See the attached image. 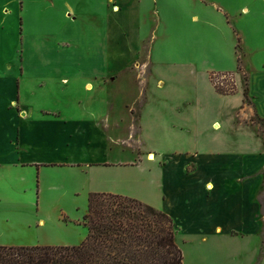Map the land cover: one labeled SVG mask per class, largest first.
<instances>
[{"label": "crops", "instance_id": "0c3cea01", "mask_svg": "<svg viewBox=\"0 0 264 264\" xmlns=\"http://www.w3.org/2000/svg\"><path fill=\"white\" fill-rule=\"evenodd\" d=\"M141 2L117 0L118 11L113 12L116 15L108 17L107 38L111 40L113 32L118 33L121 12ZM71 12L76 15L74 9L68 8L67 13L72 15ZM134 12L131 10L126 16L129 19L126 28H133L130 38L133 45L143 40L136 34L141 32V26L133 18ZM113 16L116 25L112 23L111 26ZM114 58L115 55H108L107 65L118 60ZM130 58L133 59H128L121 67L109 68L107 78L100 74L85 76L81 79L84 88L81 92L67 90L57 94V99L54 94L49 96L52 101L47 107L39 108L42 114L39 119H33L31 108L22 101L21 78L15 76L16 91L9 99L0 96V126L7 129L1 134L5 157H0V168L7 164L15 168L32 166L36 179H40L44 169L62 172L63 180L74 182L72 189L85 193L83 197L87 198L83 207L72 210V207H64L65 195L58 192L52 195L59 209L55 215L41 216L38 208L39 216L32 219L23 213L20 222L42 232L37 244L79 245L88 233L87 227L80 222L87 212L90 193H118L138 198L168 213L175 222L181 247L180 233L182 243L186 236L197 238L200 243L223 238L227 248L225 264H264V62L256 65L241 60L242 69L238 66L235 74L237 89L232 93H220L212 82L215 98L229 99L232 105L226 115L228 121L213 120L215 137L207 140L201 136L199 117L194 114L199 105H188L185 97L169 103L161 98L162 93H156L157 102L154 95L152 97L151 76L141 73L135 76V83L139 85L136 97L142 98L145 104L137 110L138 116L131 103L126 105L132 114L126 128L116 123L117 120L123 124L125 118L117 113L113 115L115 125H102L103 120L111 118L97 111L96 104L101 102L98 93L105 91L108 82L118 81L123 69L137 59ZM226 71L236 72L235 69ZM241 71L247 78H243ZM62 80L66 84L70 82L68 77ZM161 85L159 79L156 82L158 90L164 89ZM109 101L107 99L106 105L113 110ZM212 110L222 113L219 107H208V111ZM157 126L164 127L175 137V145L172 142L171 146H164L163 140L156 135ZM185 131L188 139H192L187 145L181 142V133ZM29 147L37 149L41 157L25 161L23 154ZM149 154H154L155 158L149 160ZM65 186L57 183L51 189ZM35 187L31 189V197ZM39 188L42 201L48 188L40 180ZM40 205L38 202L37 206ZM16 206L25 204L18 202ZM253 236L260 238V247L253 250L248 259L234 258L243 252L241 247H236L240 245L238 240ZM197 248L201 253L205 247ZM184 264H187L186 257Z\"/></svg>", "mask_w": 264, "mask_h": 264}, {"label": "rangeland", "instance_id": "374dc122", "mask_svg": "<svg viewBox=\"0 0 264 264\" xmlns=\"http://www.w3.org/2000/svg\"><path fill=\"white\" fill-rule=\"evenodd\" d=\"M115 3L117 0H0V96L9 99L16 91L15 76L21 78L22 101L31 108L33 119H39L42 116L39 108L47 107L52 101L49 96L54 94L57 99V94L67 90L81 92L84 89L81 79L85 76L100 74L107 78L109 68L123 66L132 56L137 59L123 69L122 78L108 82L105 91L98 93L101 102L96 104L97 111L111 118L101 120L102 125H115L113 115L117 113L125 118L123 124L117 120L116 123L126 128L132 117L126 105L131 103L138 116L137 110L145 104L142 98L136 97L139 85L135 83V76L141 73L151 76L152 97L154 95L157 102L156 93H162L161 98L169 103L185 97L188 105H199L194 114L199 117L201 136L212 140L215 137L213 120L228 121L226 115L232 105L229 99L215 98L212 82L224 89L236 90L235 74L240 61L256 65L264 62V0H142L141 5H132L129 10L135 11L131 15L141 26V32L136 34L143 37L142 42L135 45L130 39L133 28H126L129 11L121 12L118 33L113 32L111 40L107 38L108 17L117 13ZM68 8L74 9L76 15L73 12L69 15ZM114 19L113 16L111 26L116 25ZM108 55H115L114 59L120 57L107 65ZM230 69L236 72L226 71ZM240 74L247 78L243 72ZM66 77L68 84L62 80ZM159 79L163 90L156 86ZM107 99L113 110L106 105ZM212 106L221 108L222 113L208 111ZM2 127L0 140L1 134L7 132ZM155 128L165 147L172 142L175 145V137L164 127ZM188 136L187 131L181 133L184 145L191 143ZM2 156L5 157V151L0 143ZM23 156L25 161L41 157L38 150L31 147ZM33 170L32 166L15 168L9 164L0 168L1 245H42L37 244L42 232L25 227L19 217L23 213L32 219L39 214L55 215L59 209L52 200L53 194H64L63 205L72 210L87 202L83 197L85 193L72 189L74 182L71 181L72 185L63 180L62 172L44 169L40 179H36ZM39 180L48 188L42 201ZM57 183L67 186L51 189ZM34 187L36 191L31 197ZM262 200L264 204V198ZM18 202L25 206L14 207ZM38 208L39 214L36 213ZM65 220L69 221L67 217ZM181 235L179 242L183 244L187 264H225V239L212 238L200 243L197 238L186 236L182 243ZM260 241L258 236L238 240L240 245L236 247H241L243 252L234 258L248 259L252 251L260 247ZM198 246L205 247L201 253Z\"/></svg>", "mask_w": 264, "mask_h": 264}, {"label": "trees", "instance_id": "16d2710c", "mask_svg": "<svg viewBox=\"0 0 264 264\" xmlns=\"http://www.w3.org/2000/svg\"><path fill=\"white\" fill-rule=\"evenodd\" d=\"M82 223L81 244L0 245V264H184L173 218L138 198L92 192Z\"/></svg>", "mask_w": 264, "mask_h": 264}, {"label": "bare ground", "instance_id": "6f19581e", "mask_svg": "<svg viewBox=\"0 0 264 264\" xmlns=\"http://www.w3.org/2000/svg\"><path fill=\"white\" fill-rule=\"evenodd\" d=\"M115 11H118V8H115ZM149 160H153L155 158L154 154L148 155Z\"/></svg>", "mask_w": 264, "mask_h": 264}]
</instances>
